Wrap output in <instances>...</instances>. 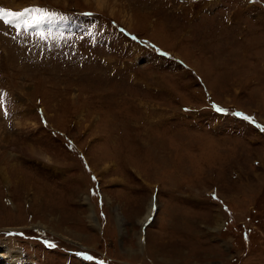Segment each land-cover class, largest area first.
I'll return each instance as SVG.
<instances>
[{"label":"rangeland","instance_id":"1","mask_svg":"<svg viewBox=\"0 0 264 264\" xmlns=\"http://www.w3.org/2000/svg\"><path fill=\"white\" fill-rule=\"evenodd\" d=\"M0 7V262L264 264V0Z\"/></svg>","mask_w":264,"mask_h":264},{"label":"snow or ice","instance_id":"2","mask_svg":"<svg viewBox=\"0 0 264 264\" xmlns=\"http://www.w3.org/2000/svg\"><path fill=\"white\" fill-rule=\"evenodd\" d=\"M29 9H25L23 13H14L9 9H5L3 7H0V20H4L6 23H12V20H8L6 17L7 16H11L14 19H18L21 18L24 13L29 12ZM39 23V21H38ZM0 104H2V101H0ZM218 111H221V109H217ZM239 115V114H237ZM93 179H95V177H93ZM79 255V254H78ZM88 259H92L91 257H88Z\"/></svg>","mask_w":264,"mask_h":264},{"label":"bare ground","instance_id":"3","mask_svg":"<svg viewBox=\"0 0 264 264\" xmlns=\"http://www.w3.org/2000/svg\"><path fill=\"white\" fill-rule=\"evenodd\" d=\"M97 6L99 7L100 5H103L104 3H106V0H95ZM105 1V2H104ZM0 264H3V262H0Z\"/></svg>","mask_w":264,"mask_h":264}]
</instances>
